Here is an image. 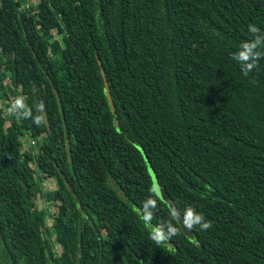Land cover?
<instances>
[{
	"label": "trees",
	"instance_id": "trees-1",
	"mask_svg": "<svg viewBox=\"0 0 264 264\" xmlns=\"http://www.w3.org/2000/svg\"><path fill=\"white\" fill-rule=\"evenodd\" d=\"M250 26L264 0H0V264H264ZM153 174L211 227L189 239L160 194L145 220Z\"/></svg>",
	"mask_w": 264,
	"mask_h": 264
},
{
	"label": "clouds",
	"instance_id": "clouds-1",
	"mask_svg": "<svg viewBox=\"0 0 264 264\" xmlns=\"http://www.w3.org/2000/svg\"><path fill=\"white\" fill-rule=\"evenodd\" d=\"M249 31L254 34V39L244 42L240 45L239 49L233 54V59L241 65L242 72L247 75L256 66V61L261 57V51L258 48L264 44V35L257 34V29L250 26ZM151 196L143 203L142 215L145 220H149L155 211L158 203L160 189L158 186L153 185L150 189ZM168 215L170 221H180L182 218L183 225L187 229L199 227L201 230H206L211 227L210 222L205 220L202 213L196 211L192 207H185L182 211L178 212L175 208H170ZM177 234V228L173 222H165L161 225L153 227L150 233V239L156 244H161L169 241Z\"/></svg>",
	"mask_w": 264,
	"mask_h": 264
},
{
	"label": "water",
	"instance_id": "water-1",
	"mask_svg": "<svg viewBox=\"0 0 264 264\" xmlns=\"http://www.w3.org/2000/svg\"><path fill=\"white\" fill-rule=\"evenodd\" d=\"M56 16H57L58 19L60 20L61 24L64 25V22H63V20L59 17V15L56 14ZM107 95H108V99H109V102H110V105H111V109H112L113 112H114V102H113V99H112V95H111V93H110V90H109L108 88H107ZM152 173H153V172H152ZM153 179H154L155 185L158 186L159 189H160V195H161L162 199L165 200V201L168 203V205H169L170 208H175V209L178 211L177 207L175 206V204L173 203V201L170 199V197L168 196L167 192L162 188V185H161L160 181L158 180L157 177H155L154 174H153ZM178 212H179V211H178ZM180 221H182V218H181Z\"/></svg>",
	"mask_w": 264,
	"mask_h": 264
},
{
	"label": "rangeland",
	"instance_id": "rangeland-1",
	"mask_svg": "<svg viewBox=\"0 0 264 264\" xmlns=\"http://www.w3.org/2000/svg\"><path fill=\"white\" fill-rule=\"evenodd\" d=\"M6 82H7L8 84L10 83L9 80H7ZM45 187H46V186H45ZM180 226H181V229H182L183 233H184L189 239L193 240V239H194V235L192 234L191 230L185 228L184 225H183V222H181V225H180ZM57 250H58V252H60V249H59V248H57Z\"/></svg>",
	"mask_w": 264,
	"mask_h": 264
},
{
	"label": "built area",
	"instance_id": "built-area-1",
	"mask_svg": "<svg viewBox=\"0 0 264 264\" xmlns=\"http://www.w3.org/2000/svg\"><path fill=\"white\" fill-rule=\"evenodd\" d=\"M15 105H13V107H14Z\"/></svg>",
	"mask_w": 264,
	"mask_h": 264
}]
</instances>
